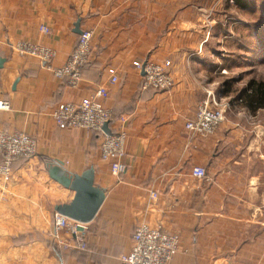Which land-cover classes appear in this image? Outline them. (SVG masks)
<instances>
[{
  "label": "crops",
  "instance_id": "obj_1",
  "mask_svg": "<svg viewBox=\"0 0 264 264\" xmlns=\"http://www.w3.org/2000/svg\"><path fill=\"white\" fill-rule=\"evenodd\" d=\"M229 2L0 0V100L9 102L0 108V128L37 139V153L16 159L10 179L0 181V264H119L142 221L179 235L171 264H264V122L256 119L262 108L251 110L232 94L226 74L232 67L218 60L232 52L222 48L234 33L226 9L238 7ZM76 22L92 38L73 88L53 69L76 45ZM21 39L51 47L55 56L45 63L18 53L11 44ZM133 60H169L173 84L143 89ZM110 66L118 75L113 84ZM99 85L109 91L107 131L126 133L118 174L100 157L98 132L60 128L52 118L57 103L77 101ZM211 95L228 103L215 132L187 130L185 121ZM57 162L70 173L92 167L94 183L105 190L85 224V249L30 239L36 231L51 234L54 206L73 196L47 173V164ZM195 165L205 168L203 178L192 175Z\"/></svg>",
  "mask_w": 264,
  "mask_h": 264
},
{
  "label": "built area",
  "instance_id": "obj_2",
  "mask_svg": "<svg viewBox=\"0 0 264 264\" xmlns=\"http://www.w3.org/2000/svg\"><path fill=\"white\" fill-rule=\"evenodd\" d=\"M39 30L45 34L49 32V28L45 25H40ZM91 38V30H81L66 62L53 69L55 76L64 79L70 87H77L83 78V66L91 54ZM11 47L18 53L31 55L45 63L55 56V51L51 47L31 40H18L11 44ZM132 63L138 70H143L141 82L143 89L149 87L161 89L173 84L169 60L163 62L133 60ZM107 74L108 83L113 84L118 80L117 71L113 67L107 68ZM108 94L107 86L99 85L92 94L77 101L59 102L52 111V118L60 128H83L98 132L101 135L100 157L109 162L113 173L118 174L123 168L122 159L126 154V133L123 130L104 129V124H108L111 119V109L105 104ZM8 107V100H0L1 109ZM227 107L226 102L221 103L211 95L210 102H202L197 107L194 117L185 121V128L208 136L214 133L223 120ZM36 153L35 136L23 131L7 132L0 128V181L10 179L12 165L16 159L30 158ZM191 173L198 178H203L206 170L203 166L195 165ZM150 196L156 198L157 193L151 191ZM85 224L54 212L51 236L61 248L85 249ZM78 226L83 228L79 230ZM131 238V248L120 254L119 264H171L180 243L178 234L165 230L160 224L152 225L145 221L135 226Z\"/></svg>",
  "mask_w": 264,
  "mask_h": 264
},
{
  "label": "rangeland",
  "instance_id": "obj_3",
  "mask_svg": "<svg viewBox=\"0 0 264 264\" xmlns=\"http://www.w3.org/2000/svg\"><path fill=\"white\" fill-rule=\"evenodd\" d=\"M248 2L250 4L247 8L235 7L232 12L230 11L232 8L226 9V20L232 22L230 28L234 33L223 39L225 46L222 48L229 47L232 52L225 55V51H223L222 55L218 57L219 61L231 65L232 69L226 73L232 78V81H229V88L232 94L238 95L239 89L245 82L252 79L264 80V0H249ZM222 26L220 30L218 28L220 32L223 31ZM217 100L221 103L226 102L221 98H217ZM237 105L240 106V102ZM259 112L256 119L264 122V109ZM50 225L52 227V223ZM30 234L31 240L35 234L37 239H43L50 244L54 243L50 232L42 234L36 231Z\"/></svg>",
  "mask_w": 264,
  "mask_h": 264
},
{
  "label": "water",
  "instance_id": "obj_4",
  "mask_svg": "<svg viewBox=\"0 0 264 264\" xmlns=\"http://www.w3.org/2000/svg\"><path fill=\"white\" fill-rule=\"evenodd\" d=\"M74 30L81 32L77 22ZM2 61L3 58H0V66ZM141 73L143 74V70ZM104 129L107 130V124H104ZM46 168L52 179L73 192L69 201L54 206L55 212L80 223H87L92 220L105 197L104 188L94 183L93 168L88 167L81 173H70L59 162L47 164ZM82 228V226H78L79 230Z\"/></svg>",
  "mask_w": 264,
  "mask_h": 264
},
{
  "label": "trees",
  "instance_id": "obj_5",
  "mask_svg": "<svg viewBox=\"0 0 264 264\" xmlns=\"http://www.w3.org/2000/svg\"><path fill=\"white\" fill-rule=\"evenodd\" d=\"M232 2L241 8L249 4L247 0H232ZM239 96L251 110L264 109V80H249L244 87L239 89ZM55 245L58 246L56 243Z\"/></svg>",
  "mask_w": 264,
  "mask_h": 264
}]
</instances>
